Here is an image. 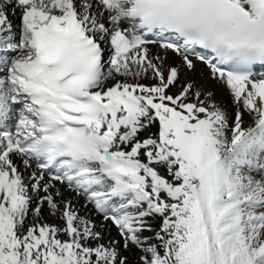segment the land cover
I'll return each instance as SVG.
<instances>
[{"label": "snow or ice", "instance_id": "obj_1", "mask_svg": "<svg viewBox=\"0 0 264 264\" xmlns=\"http://www.w3.org/2000/svg\"><path fill=\"white\" fill-rule=\"evenodd\" d=\"M0 264H264V0H0Z\"/></svg>", "mask_w": 264, "mask_h": 264}]
</instances>
